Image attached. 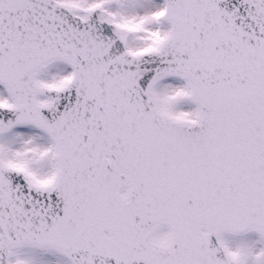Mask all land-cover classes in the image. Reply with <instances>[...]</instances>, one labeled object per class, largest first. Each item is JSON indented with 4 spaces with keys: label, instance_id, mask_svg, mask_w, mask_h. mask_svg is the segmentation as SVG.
<instances>
[{
    "label": "snow or ice",
    "instance_id": "obj_1",
    "mask_svg": "<svg viewBox=\"0 0 264 264\" xmlns=\"http://www.w3.org/2000/svg\"><path fill=\"white\" fill-rule=\"evenodd\" d=\"M0 264H264V0H0Z\"/></svg>",
    "mask_w": 264,
    "mask_h": 264
}]
</instances>
